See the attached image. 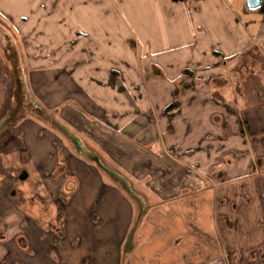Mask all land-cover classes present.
<instances>
[{
    "label": "crops",
    "instance_id": "1",
    "mask_svg": "<svg viewBox=\"0 0 264 264\" xmlns=\"http://www.w3.org/2000/svg\"><path fill=\"white\" fill-rule=\"evenodd\" d=\"M107 3L0 0V15L18 21L26 51L27 33H32L36 50L65 54L59 57V67L66 69V76L75 84L72 98L96 103L87 107L88 112L100 119V130L115 139V155H108L105 144L92 135L88 136L91 142L84 143L87 154L95 160L105 155L110 160H131L129 169L135 174L138 168L147 169L140 179L166 180L163 189L155 186L157 192L147 189L158 201L153 206L165 212L164 240L168 241L144 238L145 223L139 221L134 234L141 240L136 250L143 264L150 260L149 254L160 260L154 264H221L223 257L227 264L237 258L238 264H264L259 248L264 246L263 236L251 242L250 252L234 257L225 247L229 242L214 234L217 212L220 219H232L235 214L234 222L244 228L264 229V107L246 108L235 90L237 76L253 60L264 62V0L257 9L248 8L247 0H129L130 57L122 59L121 51L114 52L119 62L110 65L100 60L117 36L106 23ZM17 5H23L25 11L23 7L22 11L13 9ZM28 7L39 10L31 21L22 17ZM5 86L0 74V112ZM13 112L12 104L2 117ZM101 151L105 155H99ZM4 154L0 148V185L27 179L30 172L10 168ZM80 159L88 160L85 156ZM116 177L117 192L122 188L119 182L123 183L131 198L145 209L146 198L129 188L130 175L122 170ZM66 181L73 191L75 181ZM14 188L16 185L9 195H17ZM47 190L42 189L50 200L53 194ZM67 195L62 189L56 191L64 211L74 206L72 196ZM34 196L38 195L33 193L30 198L35 203ZM10 205L9 196L0 191V207ZM172 208L177 211L173 218ZM4 213V237L14 241L22 254L10 262L11 253L6 252L0 264L64 261L55 248L64 251L67 243H60L61 236L70 238L65 222L55 228L54 242L46 243L42 232L25 224L24 232L12 226L8 230V224L21 215L12 210ZM134 251L122 256L121 263L131 261Z\"/></svg>",
    "mask_w": 264,
    "mask_h": 264
},
{
    "label": "rangeland",
    "instance_id": "2",
    "mask_svg": "<svg viewBox=\"0 0 264 264\" xmlns=\"http://www.w3.org/2000/svg\"><path fill=\"white\" fill-rule=\"evenodd\" d=\"M107 2L104 9L107 13L106 23L109 30L117 32V36L113 47L109 48L108 45L109 49L100 56V60L110 65L119 62L114 52L121 51L122 59H129L132 26L129 0ZM22 7L24 8L23 5H17L13 9L22 11ZM35 14H39V10L31 8L22 17L31 21ZM17 27V20L10 21V18L0 15V74L6 81V86L1 90L4 107L0 112V148L5 153L4 160H9L10 168L26 169L30 175L25 180L16 178L0 185L1 193L8 195L11 201L9 207H0V259L6 252L11 253L10 262L22 254L14 241H7L4 237L7 234L4 212L12 210L21 217L11 221L8 230L12 226L11 228L17 227L24 232L22 226L25 224L38 233L42 232L46 236V243L54 242L55 228L65 222L70 238L61 236L60 243L65 241L68 245L66 244L64 251L60 250V246L55 248V254L64 260L60 264H143L139 250H136V245L141 240L134 234L139 221L143 219V224L145 223L142 230L144 238L149 236L150 240L158 243L168 241L164 240L165 212L153 206L158 201L151 193L152 190L147 189L152 188L157 192L155 186L159 190L163 189L166 180L158 177L153 180L140 179L147 169L138 168L135 174L129 169L131 160L106 159L102 151L98 154L105 156H101V160H95L92 154L85 152L84 143L91 142L88 136L92 135L105 144L107 154L115 155L112 149L115 139L110 132L100 130V119L88 112L90 110L87 107L96 106V103L72 98L73 93L70 91L75 84L66 76V69L59 67V57L65 54H55L45 48L36 50L32 33H27L26 51ZM22 27L25 28L24 25ZM125 41H128V46H124ZM257 59L252 61L250 68L246 67L237 76L238 80L251 71L264 82V65L263 62L258 63ZM224 91L226 94L227 90ZM12 104L14 112L2 117ZM6 126L8 128L4 130L2 127ZM86 145H89L88 142ZM83 155L88 160L80 159ZM143 161L147 164L146 160ZM122 170L130 175L131 179L127 182L130 183L129 188L140 198H146L148 205L145 209L131 198L123 183L119 182L122 188L117 192L114 178L118 179L116 176H120ZM151 171L157 172L155 168ZM66 178L75 181L73 191L68 189L70 183ZM124 182L126 183L125 180ZM12 185H16V196L9 195ZM46 187L53 194L50 200L42 191ZM59 189L72 196L73 208L65 211L61 209L62 204L56 200V191ZM33 193L38 195L34 196L35 203L30 198ZM172 211L173 218L177 211L174 208ZM219 214L217 212L215 218L218 221L214 234L218 240L222 238L224 243L229 242L225 247L228 252H233L234 257L250 252L248 248L251 242L264 237V229L244 228L242 223L236 224L233 220L237 217L235 214L231 216L232 219H220ZM31 241L35 243L33 236ZM259 248L264 254V246ZM134 249L131 261L123 259L124 262L121 263L122 256L130 255ZM165 250L167 249L164 248ZM233 255L231 253V258ZM223 258L220 263L227 264L226 258ZM149 259V264L160 262L155 260L154 254H149ZM231 261L232 264L239 263L238 258Z\"/></svg>",
    "mask_w": 264,
    "mask_h": 264
},
{
    "label": "trees",
    "instance_id": "3",
    "mask_svg": "<svg viewBox=\"0 0 264 264\" xmlns=\"http://www.w3.org/2000/svg\"><path fill=\"white\" fill-rule=\"evenodd\" d=\"M261 80L259 75L251 71L237 80L236 94L243 98L246 108L264 107V82Z\"/></svg>",
    "mask_w": 264,
    "mask_h": 264
},
{
    "label": "water",
    "instance_id": "4",
    "mask_svg": "<svg viewBox=\"0 0 264 264\" xmlns=\"http://www.w3.org/2000/svg\"><path fill=\"white\" fill-rule=\"evenodd\" d=\"M246 4L250 9H257L261 6L262 0H247Z\"/></svg>",
    "mask_w": 264,
    "mask_h": 264
}]
</instances>
